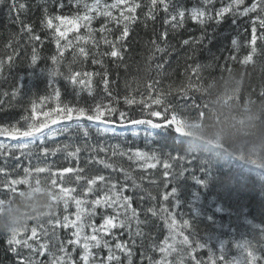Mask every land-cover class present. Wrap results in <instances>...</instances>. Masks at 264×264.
<instances>
[{"label": "trees", "instance_id": "obj_1", "mask_svg": "<svg viewBox=\"0 0 264 264\" xmlns=\"http://www.w3.org/2000/svg\"><path fill=\"white\" fill-rule=\"evenodd\" d=\"M65 7H58V0H17V3L25 4L22 10L12 11L9 14L10 0L0 5V59L7 61L13 50L18 53L14 55L11 66L5 64L4 71L0 74V125L19 122L23 125V117L31 115V105L35 101L38 111L43 112L56 106V99L53 94V87L59 88L62 104H73L91 107L100 99L110 103L116 108V113L110 118L120 125L119 113L125 112L126 119L149 118L159 122L157 117H147L146 113L152 110L164 113L166 106L169 114L175 112L185 121L184 128L191 134L207 142H213L224 150L223 140L229 131L233 139L239 143H252L259 134V129L264 128V40L260 39L264 29L257 25V41L255 47L257 53L248 64L242 60L251 53L249 42L251 39L252 20L259 14V11L250 13L248 16H235L231 13L225 15L221 23H216V10L226 6L230 0H214L209 6L213 20L204 25L194 22L190 14L186 12L184 21L177 27L172 25L176 22L165 23L170 17L157 4V11H154V19L147 17L150 0H137L141 7L136 11V21L130 26L127 38L123 41L121 48L122 58H113L110 55L99 56L98 53L110 52V47L100 42L98 48L91 43L80 46L85 47L88 52L87 59L79 56L78 47L73 46L64 52L59 71L63 74L55 78L49 75L54 67L51 57L57 55L54 41L51 38L50 30L45 29L42 21L45 17V8L50 15L72 16L82 13L63 0ZM112 2V0H108ZM173 4H182L185 9L192 7H204L201 0H171ZM256 0H244L240 11L250 7ZM123 7V6H122ZM171 10V9H170ZM114 11V15L119 12ZM95 15V14H93ZM58 23V22H56ZM107 23L103 16L96 17L91 27L95 31V39L101 41L102 36L98 29ZM30 25L32 33L39 35L41 41L31 42L25 26ZM111 29L109 39L116 41L122 32L123 25L107 23ZM23 29V31H22ZM167 32V38L162 39L161 34ZM87 35L83 27L80 32H72L69 39L76 35ZM204 39L196 43L199 38ZM233 38H238L239 48L231 44ZM165 50L155 51L153 41ZM190 41L185 45L183 41ZM18 41V42H17ZM11 43V48L8 45ZM62 43H64L62 41ZM37 48L38 61L35 66L31 65L32 48ZM76 57L75 60L73 59ZM151 57V59H150ZM235 57V59H231ZM94 58L102 59L103 66L94 64ZM162 65L158 69L157 65ZM200 65L198 72L193 73L192 69ZM69 66L73 72L99 73L91 77L92 95L87 91V85L83 91L79 86L73 87L64 76L68 75ZM240 77L230 86L229 80L233 77V71ZM107 73L108 88L111 93L104 91V73ZM83 77H78L81 79ZM200 85V90H190L187 97L175 91L176 88L186 86L189 82ZM53 85L50 87L49 85ZM151 84V89L148 85ZM22 85V86H21ZM170 88L172 91H170ZM17 94L13 96V92ZM79 92V95H77ZM161 92L164 93V104H151L150 108L145 104L150 103V98H155ZM48 96L49 99L41 102L40 98ZM126 96L135 98L144 104L135 103L128 105L124 102ZM114 98V99H113ZM195 105L196 110H193ZM221 119L230 121V128L221 127L215 132L216 139L203 134L205 124H219ZM83 128L88 129V136L74 125L69 132L57 135L51 139H45L44 145L39 142L31 150L23 153L16 147L19 143L10 141L0 142L5 147L0 149V213L6 207L14 206L22 197L39 199L46 191V184L50 185L52 175L50 172L35 174L32 180L39 175L41 183L30 185H16L18 192L10 191V181L22 179L25 176V169L36 167H48L57 172V184L64 187L75 188L73 195L77 198L83 196L87 187V180L97 175H104L108 181L117 184V190L125 189L123 195L131 197V207L139 212V219L144 221L139 227L143 236H133L130 239L128 229H113L115 237L109 235L105 239L114 248L117 239L128 242L132 251V264H148L147 257L159 260L161 253L153 250L152 245L162 244L168 236V228L159 215L153 216L149 208H156L159 211L162 205L176 212L178 224L182 225L184 220L189 221L190 227L185 229L186 235L191 237L194 232L201 242L213 249L219 255L218 249L223 244L227 248V258L243 259L244 254L235 248V244L248 240L254 246V250L264 258V175L251 169L237 160L233 159L223 150L215 149L207 144H202L194 138L177 137L173 128H163L157 131H150L146 126L138 128L134 132L131 129L118 130L115 132L98 131L89 121H81ZM56 127V126H55ZM101 129V128H99ZM193 132V133H192ZM67 146V147H65ZM118 146V147H117ZM47 147L48 155L41 153V148ZM80 148L77 157L70 156L76 148ZM59 148L55 154L52 149ZM101 148L107 151H100ZM117 153H111L113 149ZM137 150L146 153H155L159 156L161 163L156 168L142 167L143 161L129 159V155ZM227 152V151H226ZM254 147L248 151L236 152L238 158L246 163L260 166L264 164V158L254 155ZM171 154V155H169ZM189 155L194 157L192 164L184 163V174L168 183L164 176L165 169L163 161L168 160L173 168L179 171L180 161H173L172 156ZM106 160L116 165L115 169L106 168L99 161ZM255 161L256 163H253ZM83 169L82 172H65L67 168ZM264 167V166H261ZM126 169L131 173L133 179H127L120 169ZM63 173L60 179L59 173ZM76 175L85 179L76 180ZM105 182V183H106ZM175 189L176 200L179 208H176L175 199L170 198L163 201L162 194L165 191ZM96 191L89 194L88 199H94L103 195L100 182L95 186ZM75 204L69 203L67 212L60 202L55 214L40 222H30L28 231L19 238L30 237L31 228H38V235L35 239H29L28 243L38 248L40 244L47 243L48 250L43 255L33 252L27 247H17L12 251V246L7 242L8 234H0V264H18V260L29 255L33 256L37 264H50L49 253L59 255V248L64 244L72 255L74 264H81V249L67 241L72 239V228L63 226L54 227V222L59 217L69 215L75 218ZM112 214V210H107ZM104 210L97 209L96 216L91 220L99 226L102 223ZM49 221L53 223L50 224ZM40 225L43 228H40ZM136 230L133 222L132 231ZM86 233L91 232L90 228L85 229ZM135 241L133 244L132 241ZM94 258L99 264L100 260L106 259L107 249L100 247L93 249ZM202 264H208L210 253L207 248L199 249L194 253ZM175 261L176 257H170ZM120 264H128V257L121 254ZM184 264H194L190 257H186ZM257 264H264V259L258 260Z\"/></svg>", "mask_w": 264, "mask_h": 264}, {"label": "snow or ice", "instance_id": "obj_2", "mask_svg": "<svg viewBox=\"0 0 264 264\" xmlns=\"http://www.w3.org/2000/svg\"><path fill=\"white\" fill-rule=\"evenodd\" d=\"M5 0H0V5H2ZM162 6V10L170 17V20L166 18L165 23H171L175 21L176 23L172 26L175 28L178 25L182 24L186 15V12L190 14V18L201 25L206 24L207 22L213 20V16L210 14L211 6L214 3V0H201L202 5L204 7H192L191 9H185L182 4L176 3L173 4L171 0H150L149 11L146 14L147 17L155 18L153 13L157 11V4ZM244 3V0H230V2L226 6L220 7L216 10V23L219 24L225 17V15L231 13L233 17L235 16H248L250 13H255L259 11V14L252 20V28H251V39L249 42V47L251 48V53L245 56L242 60L243 64H248L253 60V56L257 53V48L255 47L257 41V25L264 29V0H256V2L252 3L250 7H245L243 11H240V6ZM68 4L73 5L78 9H82V13H76L72 16L66 15H50L48 14L47 8H45V17L42 21L45 29L50 30V35L52 40L55 43L57 55L51 57L52 65L54 66L50 71L49 75L53 78L63 75L59 71V65L62 62V58L64 52L73 47H78L79 56L87 59L88 52L85 50V47L80 46L81 44L87 45L91 43L94 48H98L100 42H103L105 45L110 47V52L108 53H98L99 56L110 55L113 58L120 57L122 58L121 48L123 46V41L127 38L130 26L132 23H135L136 11L141 7L140 3L137 0H112V2H108V0H68ZM123 6V7H122ZM58 7L64 8L65 4L63 0H58ZM25 8V4L17 3V0H10L9 3V14L12 11H19ZM171 9V10H170ZM119 12V15H114V11ZM95 14V15H93ZM103 16L106 18L107 23H116L118 26L123 25L122 32L116 41H112L109 39V35L111 29L107 27V23L101 26L98 31L101 33H106L102 36L101 41H97L95 39V31L91 27L92 21L98 17ZM58 22V23H56ZM27 32L29 34V40L31 42L41 41V37L39 35L32 33V28L30 25L25 26ZM83 27L87 30V35H76L72 39H69V34L72 32L79 33L80 28ZM23 31V29H22ZM162 39L167 38V32L161 34ZM264 40V33L259 37ZM204 39L203 36L199 38L196 43L202 42ZM62 41L64 43H62ZM18 42V41H17ZM185 45L189 44L190 41H183ZM234 48H239V40L238 38H233L231 42ZM153 45L155 51L163 52L165 49L161 48L159 44L153 41ZM11 48V43L8 45ZM37 48L35 44L32 48V56H31V65L35 66L38 61L37 56ZM14 55H18L15 50H13V55H9L7 61L0 59V74L3 73L5 64L8 63V66H11V61L14 58ZM74 56V60H75ZM151 59V57H150ZM231 59H235V57H231ZM94 64H101L103 66L102 59L94 58L92 61ZM200 65H196L193 67V73L198 72ZM157 68H162V65H157ZM99 73H91V72H73L71 67L69 66L68 75L64 76L66 80L75 88L79 86L80 90L83 91L85 85H87L88 94L92 95L91 88V77L93 75H97ZM105 79L104 83V91L111 96V93L108 88V81L106 79L107 73L104 74ZM78 77H83L81 79H77ZM22 86V85H21ZM52 87L53 85H49ZM148 87L151 89L152 85L149 84ZM200 85L193 84L191 81L183 87L176 88L175 91L179 94H182L184 97L188 96L190 90L199 91ZM170 91L172 89L170 88ZM17 93L14 91L13 96ZM53 94L57 101L56 106L50 110H45L43 112L38 111L37 103L35 101L32 102L31 105V115L24 116L22 119L24 121L23 125L19 122L12 124L0 125V137H9L13 140L19 141L16 145L21 152L23 153L25 150H31L32 147L39 142L40 145H44L45 139H51L57 135H62L66 132H69L73 125L83 131L84 136H88V129L83 128L81 121L87 120L89 122L97 123L105 125L103 129H97L98 131H108L110 128L116 125V122L110 119L115 113L116 108L113 107L110 103H106L104 99L98 100L91 107H86L82 105H73V104H62L59 102L60 100V90L59 88L53 87ZM79 95V92H77ZM164 93L161 92L154 99L150 98V103L145 104V107L150 108L151 104L161 105L164 104ZM48 96L41 97V102L48 100ZM114 99V98H113ZM124 102L128 105H132L135 103L144 104V100L141 98L140 101H137L135 98L126 96ZM2 103V101H0ZM194 107H199V105H195ZM126 113H119L120 126H146L151 128H167L169 125L174 126V131L178 133L180 136L184 135V125L185 121L183 118L179 117L175 112L169 114L168 106L165 107L164 113L162 114L160 111L152 110L146 113L147 117H157L159 118V122H154L152 119L144 118V119H126ZM56 126V127H53ZM4 144H0V149L4 148ZM67 147V146H65ZM118 147V146H117ZM41 153L43 155H48L50 150L47 147L41 148ZM56 151H59V148L52 149L51 154H55ZM100 151H107L104 148H101ZM80 152V148L77 147L74 152H70L69 155L78 158V154ZM115 155H124L125 153L115 151L113 149L112 153ZM171 155V154H169ZM192 156L189 155H176L172 156L171 159L173 161H180L179 171H176L173 168V164L168 160L163 161V168L165 169L164 176L166 179L165 186L167 187L168 183H172L176 180V178L180 175L184 174L185 168L184 163L187 162L189 165L192 164L193 161ZM129 159H135L138 161H143L142 167L144 168H156L158 163H161L160 158L155 153H146L137 150L135 153L129 155ZM104 164L106 168L115 169L116 165L109 163L106 160L99 161ZM253 163H256L253 161ZM260 166H264L261 164ZM122 172L127 179H133V183H135L134 178L131 176V173L121 168ZM65 172H82L83 169L77 168H67L64 169ZM50 172L52 175V179L50 181L51 187L55 190L56 195L52 197L54 201H58L59 203H63V207L65 212L69 207L70 202H74L75 204V218H70L69 215H64L62 219L59 217L54 222V227L63 226L65 228H72V239L67 241L68 245L73 246V250L76 247L81 249L80 261L81 264H97L96 259L93 255V249H99L100 247H104L108 251V255L106 259L100 260L99 264H120L121 254L126 255L128 257V264H132L131 257L132 251L128 245V242L119 241L114 246L110 244L108 240L105 239L106 236L115 237V233L113 229H128L130 239L133 236H143V232L139 227L144 221L139 219V212L131 207V197L123 195V191L125 189L121 188L119 191L117 190V184L112 181L106 182L107 178L104 175L94 176L92 179L87 180V187L84 189L83 196L81 198H77L73 195L75 192V188L72 187H64L62 185L57 184V172H53L48 167H36L35 169L26 168L25 176L22 179H14L10 181V191L12 193L18 192V189L15 187L16 185L23 184L25 186L30 185L31 183H36L39 185L41 183V179L39 175L36 176V179L33 181L32 176L33 173L40 174ZM60 179H63V173H59ZM76 180L80 181L85 179L80 175H76ZM100 182L103 189V195L97 196L94 199L89 200V194H92L96 191L95 186ZM106 182V183H105ZM176 191L172 187L171 191H165L162 194L163 201L167 202L170 198L175 199V207L179 208V202L176 200ZM0 203H3V199L0 198ZM97 209L104 210V215L102 216V223L97 226L94 221L91 220L92 217L96 216ZM111 209L112 214H108L107 210ZM149 212L153 214V216L159 215L161 219L164 220L167 228H168V236L164 239L162 244L156 245L153 244V250H157L161 253V258L159 260H153L151 256L147 257L148 264H184V260L186 257H190L194 264H202V262L197 259L194 255L199 249L207 248L210 253L208 264H257L258 260L264 259L254 250V246L251 245V242L248 240H243L239 243L235 244V248L241 250L242 254H244L243 259L237 261V258L229 259L227 258V248L225 245H221L218 249L219 255L213 249L209 248L205 243L201 242L200 239L193 232L191 237L186 235L184 230L190 227L189 221L184 220L183 224H178L177 214L176 212L170 211L169 208L165 205H162L157 211L156 208H149ZM135 222L136 230L133 233L132 224ZM52 224V221H49ZM42 229L43 226L40 225ZM90 228L91 232L86 233L85 229ZM28 231L27 228L14 230L8 233L7 242L10 246H12V251L15 252L17 247L23 246L31 249L33 252H39L43 255L48 250V244L43 243L40 244L38 248L34 247L32 244L28 243L29 239H35L38 235V228L33 226L31 228L30 237H25L23 240L19 237ZM134 244L135 241L133 240ZM59 255L56 253H49L51 260L50 264H74L72 260V255L68 252V248L61 244L59 248ZM175 255V261L171 260L170 257ZM18 264H37V261L33 256L29 255L27 257H23L18 260Z\"/></svg>", "mask_w": 264, "mask_h": 264}, {"label": "clouds", "instance_id": "obj_3", "mask_svg": "<svg viewBox=\"0 0 264 264\" xmlns=\"http://www.w3.org/2000/svg\"><path fill=\"white\" fill-rule=\"evenodd\" d=\"M240 79L238 73L234 70L233 77L229 80L230 86ZM221 127L230 128V121L221 119L219 124H205L203 134L216 139L215 132ZM223 146L229 154H235L241 150L248 151L254 147L256 152L264 158V128L259 129L257 138L252 143H239L233 139L231 131L225 136ZM46 191L39 199H30L27 196L22 197L14 206L6 207L0 213V234H8L14 230L25 229L30 222H40L55 214L59 202L52 199L56 195L51 185L46 184Z\"/></svg>", "mask_w": 264, "mask_h": 264}, {"label": "rangeland", "instance_id": "obj_4", "mask_svg": "<svg viewBox=\"0 0 264 264\" xmlns=\"http://www.w3.org/2000/svg\"><path fill=\"white\" fill-rule=\"evenodd\" d=\"M193 110H196V108L194 107L193 108ZM143 125H141V126H135L134 128H131V127H129L128 129H131L133 132L135 131V130H137L138 128H141ZM146 128H148L149 130H151L152 131V128L151 127H146ZM173 130H174V126H173ZM184 132H185V134L187 133V134H189V135H192L193 137H194V135H195V133H193V134H191V132H189L187 129H185L184 128ZM175 135L177 136V137H180V138H183V135L182 136H180L178 133H175ZM213 143V142H212ZM264 168V167H263Z\"/></svg>", "mask_w": 264, "mask_h": 264}, {"label": "water", "instance_id": "obj_5", "mask_svg": "<svg viewBox=\"0 0 264 264\" xmlns=\"http://www.w3.org/2000/svg\"><path fill=\"white\" fill-rule=\"evenodd\" d=\"M185 135V134H184ZM4 138H9V137H4ZM11 139V138H10ZM264 172V169H261Z\"/></svg>", "mask_w": 264, "mask_h": 264}]
</instances>
